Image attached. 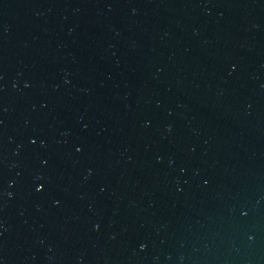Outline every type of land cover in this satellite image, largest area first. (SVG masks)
Wrapping results in <instances>:
<instances>
[{
	"label": "water",
	"instance_id": "obj_1",
	"mask_svg": "<svg viewBox=\"0 0 264 264\" xmlns=\"http://www.w3.org/2000/svg\"><path fill=\"white\" fill-rule=\"evenodd\" d=\"M0 264H264V0H0Z\"/></svg>",
	"mask_w": 264,
	"mask_h": 264
}]
</instances>
